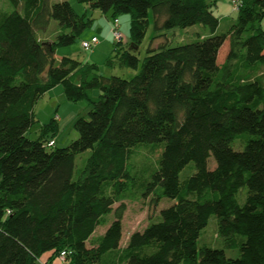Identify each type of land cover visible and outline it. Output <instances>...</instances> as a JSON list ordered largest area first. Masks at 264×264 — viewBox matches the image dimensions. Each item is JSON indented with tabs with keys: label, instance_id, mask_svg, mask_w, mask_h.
Masks as SVG:
<instances>
[{
	"label": "trees",
	"instance_id": "trees-1",
	"mask_svg": "<svg viewBox=\"0 0 264 264\" xmlns=\"http://www.w3.org/2000/svg\"><path fill=\"white\" fill-rule=\"evenodd\" d=\"M2 1L11 9L0 8V264H51L61 250L68 253L59 264H264V0H240L234 20L219 33L216 0H75L112 19L129 14L128 40L115 39L105 61L138 68L129 77L55 56L89 21L68 1ZM149 11L156 29L200 24L208 33L175 46L152 43L140 62L133 51ZM50 19L59 31L40 39ZM57 84L67 100L85 99L90 109L87 119L73 123L77 138L50 149L45 142L52 137L45 136L57 130L54 118L36 139L26 132L35 102ZM237 137L241 150L230 147ZM140 144L155 145L153 152L163 145L144 197L154 206L162 197L173 203L121 246L127 166L144 152ZM85 150L74 175L75 157ZM190 161L194 172L180 183ZM109 213L105 230L93 235ZM211 214L224 246L237 248L238 256L197 245ZM142 246L150 251L141 253Z\"/></svg>",
	"mask_w": 264,
	"mask_h": 264
},
{
	"label": "rangeland",
	"instance_id": "rangeland-1",
	"mask_svg": "<svg viewBox=\"0 0 264 264\" xmlns=\"http://www.w3.org/2000/svg\"><path fill=\"white\" fill-rule=\"evenodd\" d=\"M53 2L62 0H52ZM69 2L74 11L80 15H84L85 19H89L86 28L75 38L74 42L70 45L57 46L55 48V56L60 58L61 56H69L81 63H102L99 67L98 73L103 75H117L122 77H129L137 72L138 68L132 69L128 67L109 66L105 63L106 58L114 54L115 39L110 33V26L112 17L109 13H102L99 9L91 8L86 3H80L75 0H66ZM233 0H216L212 6V9L216 16L219 18V24L217 32H223L232 23L235 18L236 11L233 10ZM0 8L3 10H10L11 7L7 1L0 0ZM149 23L146 28L145 35L140 44L134 50V54L140 60L146 54V48L150 44L156 45L160 42L167 44V46H175L183 43H188L195 40L198 34H207L208 29L200 24L190 25L184 28L174 27L171 29H156L153 22L152 12L149 11ZM118 30L123 36V41L129 38V23L130 17L127 13H121L117 15ZM264 25V19L262 21ZM59 31L57 22L54 19H50L44 30L38 31V37L40 39L52 40ZM92 35H95L99 39V43L94 47L92 51L85 50L81 46V40L89 39ZM227 42L223 43V46L219 50L218 61H221L223 54L225 53ZM263 72V73H262ZM259 73H261V79L264 81V67H260ZM90 106L85 99L79 101H69L65 98L62 92L61 84H57L51 89L47 90L41 95L33 106L34 122L26 132V136L29 139H36L39 135L40 128L43 124L49 122L51 119H55L57 130L52 135L51 132L45 136V140L49 138L54 139V145L50 148H61L68 145L72 140L78 136L77 131L73 127L74 121L83 117L88 118V111ZM157 145V144H156ZM160 148H153L155 145L140 144L137 147L144 149L141 156H136L131 161L132 166H127L130 170V177L126 180V188L124 194L128 197L123 202L125 208L122 213V235L120 243L123 244L128 235L134 230L142 229L151 219L152 222H156L160 219L159 210L167 207L173 203L172 199L162 197L156 206L151 204L149 197L145 196L146 185L150 180V175L155 166V160L159 155L162 144H159ZM230 147L233 150H241L243 147V138L237 137L231 143ZM49 150V149H47ZM159 150V151H158ZM140 152V151H139ZM158 153V154H157ZM89 154V150H85L78 153L74 160V175L81 168L85 157ZM151 160V162H150ZM215 165L213 157L210 155L207 158V167L212 169ZM194 172V164L192 161L188 162L179 172L178 177L180 183L183 182L189 175ZM159 190V187H158ZM246 188L242 187L236 195L238 203L243 202ZM189 196H193L190 194ZM118 205V202L113 204V208ZM112 219V214H106L103 216V224L96 226L93 235L102 233L107 227L108 223ZM241 238L240 235H237ZM197 245H205L211 248H222L224 253L228 257L238 256L237 248H226L224 246L223 239L217 235L216 216L211 214L208 218L207 224L201 229L199 237L197 239ZM141 253L149 252V247L142 246L140 248ZM42 258H44L42 256ZM57 258L51 262V264H59Z\"/></svg>",
	"mask_w": 264,
	"mask_h": 264
},
{
	"label": "built area",
	"instance_id": "built-area-1",
	"mask_svg": "<svg viewBox=\"0 0 264 264\" xmlns=\"http://www.w3.org/2000/svg\"><path fill=\"white\" fill-rule=\"evenodd\" d=\"M240 3H241L240 0H233V3H232L233 10L236 11L238 7L240 6ZM109 30H110L111 35L117 40L123 39L121 32L118 30V19L117 18L112 19ZM97 43H98V38L95 35H92L89 39L81 40V46L85 50H89V51H92ZM45 145L47 147H52L54 145V139L53 138L49 139L48 141L45 142ZM66 253H68V251L61 250L57 256V260H59L60 262L64 261ZM40 264H43V262H40Z\"/></svg>",
	"mask_w": 264,
	"mask_h": 264
},
{
	"label": "crops",
	"instance_id": "crops-1",
	"mask_svg": "<svg viewBox=\"0 0 264 264\" xmlns=\"http://www.w3.org/2000/svg\"><path fill=\"white\" fill-rule=\"evenodd\" d=\"M214 14H215V13H214ZM215 15H216V14H215ZM222 46H223V44H222ZM222 46H221V47H222ZM221 47H220V48H221ZM226 50H227V46H226ZM226 50H225V52H226ZM224 54H225V53H224ZM224 54H223V55H224ZM94 63H95V62H94ZM96 64H98V65L102 66V63H96ZM127 238H128V237H127ZM127 238H126V240H127ZM126 240H125V242H126ZM125 242H124L123 244H121V243H120V245H121V246H122V245H124V244H125ZM43 257H44L43 259H45V258L47 257V253H46V254H44V256H43ZM42 261H43V260H42Z\"/></svg>",
	"mask_w": 264,
	"mask_h": 264
}]
</instances>
